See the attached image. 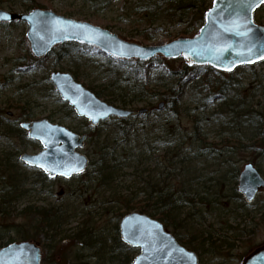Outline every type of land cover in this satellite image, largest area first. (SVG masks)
Instances as JSON below:
<instances>
[{"label":"rangeland","instance_id":"374dc122","mask_svg":"<svg viewBox=\"0 0 264 264\" xmlns=\"http://www.w3.org/2000/svg\"><path fill=\"white\" fill-rule=\"evenodd\" d=\"M136 1L0 0V10L17 14L27 13L34 9L49 10L59 17L77 22H87L106 29L127 42L142 46H157L171 42L180 36L189 37L196 34L204 24L205 13L210 9L212 3V0H204L205 3H200L206 7L201 21L197 10H186L185 14L178 20L172 19L169 21L166 19V21H160L158 25L148 26L143 23L140 15L133 12ZM254 21L264 26V5L255 12ZM27 29L24 22L0 23V122L4 125L0 127V162L7 159L11 164V167L8 164L12 173L11 176H13L14 170L17 178L14 177L19 181V186L24 185L20 188L23 192L21 199L13 201L9 205L11 212L9 219L11 221L7 223V226H10L11 223L12 225H19L18 221L19 223L23 221L19 215L26 207H32L33 209L34 207L52 206L63 211L65 216L70 217L63 230L74 228L79 223L85 222L92 225L94 231L97 232L101 228L107 238L112 237L115 223L118 226L120 222V220L114 218L118 207L116 195L97 184L89 165H87L85 172L68 179L62 177L49 178L41 170L26 166L20 159L21 155H36L41 152L42 146L38 141L29 140L26 132L19 128V123L47 119L50 123L60 125L79 135H85L86 141L79 153L85 155L90 162L93 160L92 149L94 143L97 140L99 144L101 143L102 138H97V136L100 134L103 137L113 132L115 120L111 119L103 122L97 130L91 129L88 122L76 117L73 111L59 99L48 80L50 73H68L85 88L94 90L102 86L118 89L123 85L121 79L125 76V79L129 80L130 89L135 87V91L140 89L146 91V89L158 87V83H165L166 78L170 79L172 74L178 73L183 70L184 66H188L182 58L171 60L154 58L145 63L136 60L126 61L127 64L111 63L108 60L109 56L100 50L77 44L75 48H67L65 45L69 43L58 45L51 50L50 54L37 59L30 52L26 38ZM188 68L191 71L186 72L181 77L182 86L181 84L180 86L182 88L173 89L176 97L172 94H169L172 96L168 98L164 97L168 102L172 101L173 98L178 99L180 107L176 113L168 109L166 104V108L157 111V104L159 102L165 103L161 94L153 98L145 97L141 101H135L136 98L129 94L130 97L127 96L126 98L129 101L127 105L119 103V100L113 103L117 106L123 105L124 108L133 111L141 108L148 109L146 118L133 115L126 120H121L127 121L126 127L131 133L141 135L143 139H145L144 135L147 134L157 138L160 135L161 128L166 127V123L171 126H181L185 129L184 134L189 135L190 121L194 120L198 122L197 127L205 134L207 142L214 144L213 150L219 152L221 149H233V153L229 155L231 160L228 165L232 170L230 175L225 176L224 172L216 166H204V172L213 175L214 178L220 177L223 179L222 184L226 185V189H230V195L231 192L237 191L238 173L245 164L254 165L264 177V154L259 153L261 151L257 148L253 150L249 146L244 147L249 145L250 142L247 139L252 132L244 131V127L231 129L225 125L230 120L231 115L238 116L237 111L231 112L228 108L230 106L231 108L236 107V103L242 97L246 101H249L250 98H253L254 103L257 101L260 104L259 107L264 119V93L262 92V89H264V60L251 68L244 66L229 73H220L206 66ZM173 78L172 82H175L177 77L173 76ZM254 87L260 88L256 92ZM159 91L162 93V90ZM222 91L227 93L225 97H227L228 102H223ZM104 95H108V93L106 92ZM132 95H134L133 92ZM100 98L105 101L103 97ZM232 99L235 102H232ZM260 108L256 107V109ZM96 131L97 133H95ZM142 132L146 134H142ZM260 133L264 137V121ZM94 134L98 135L93 137ZM236 134L246 140L241 142L242 146L232 147L230 143L234 141L231 138ZM228 139L232 142H227ZM184 142L187 145L180 147L178 151H184L183 156L187 157L190 155L188 154L190 150L188 138ZM153 145L151 148H155V153L152 155V159L157 156L161 157L165 148L160 147L162 150H158V146ZM225 145L227 146L224 147ZM123 147V143H121L118 149L119 152L123 153V150L128 152L129 149ZM201 167L203 166H198L194 170L193 166H187L186 169L188 173L198 176L202 171L200 170ZM127 171L133 174L119 179L120 189L118 190L121 195L126 193L137 194V191H135L137 186L134 180L137 179L140 183L146 182L149 173V178H153L154 174L151 171L160 172L161 167L159 169L153 164H145L137 165L134 170L131 168ZM171 180L174 185L178 181L175 177ZM141 185L143 186V183ZM225 188L223 193L227 192ZM233 189L234 191H232ZM0 191L9 192L12 189L9 185L4 184L2 186V180H0ZM139 196L136 199L144 197L142 194H139ZM237 206L239 207L240 204L232 206L231 209L236 211ZM258 209L264 210V190L257 195L252 205L243 207L242 215L247 214L246 219L253 218L257 216L255 213ZM252 211L253 213H251ZM237 215L243 222L244 217H240L239 212ZM165 230L177 242L179 239H192V236L183 233V231L176 234L166 227ZM217 232L220 239L228 238L226 242H231L232 250L227 251L222 256H218V254L210 255L206 251H196L197 264H240L241 260L251 250L264 245V224L254 227L249 224L244 232H240L239 229L236 231L228 230V232L218 229ZM8 235L15 237L13 228H9ZM194 241L192 242L194 243ZM129 249L132 250L131 257L138 254L136 249Z\"/></svg>","mask_w":264,"mask_h":264},{"label":"trees","instance_id":"16d2710c","mask_svg":"<svg viewBox=\"0 0 264 264\" xmlns=\"http://www.w3.org/2000/svg\"><path fill=\"white\" fill-rule=\"evenodd\" d=\"M200 3H205V1L137 0L133 7V12L140 15L143 23H146L148 26L158 25L160 21H166V19L169 21L172 19L178 20L183 16V14H185L186 10H197L201 21L204 17L206 7L204 4ZM65 46L67 48L75 47V45ZM108 60L111 61V63L127 64L123 61H115L110 58ZM190 71V68L184 66L182 71L172 74L170 79L166 78L167 81L165 83H158V87L146 89V91L144 89L135 91V87L130 89L128 85L129 80H126L125 76L121 79L123 80L124 86L121 85L118 89H110V87L103 86L98 87L96 90L92 88L88 89L95 93L98 97H103L108 103H111L116 98L120 100L126 91H130L127 93L136 98L135 101H141L145 97L153 98L161 94L168 109L172 110L173 113H176L180 107L178 99L173 98L172 101L168 102L164 97L168 98L172 95L175 96L176 94H174L173 89L182 86L181 77L183 74L185 75L186 72L188 73ZM173 76L177 77L175 82H172L174 80ZM158 77L160 78V76ZM259 88L254 87V91L257 92ZM159 90H162V93H160ZM144 91L145 93H143ZM106 92L108 95H104ZM132 92L134 95H132ZM262 92L264 93V89H262ZM240 103L242 104L236 105L235 109V111L238 112V116L231 118L225 125L229 126L231 129H234V127H244V131L248 130V132H252L251 136L247 139V141L250 142L249 145L243 146H249L253 148V150L257 148L261 151L259 153L264 154V137L260 133L261 125L264 119L261 115V108L259 107L260 109H256V106L260 105L254 104L253 100L246 101L243 97ZM126 123L127 121L115 120L113 132H110L108 135L103 137H101L100 134H94L93 137L98 135L97 138L99 137L102 139L100 144L98 143V140L94 143L95 147L93 149V160L89 162V168L92 170V175L94 176L97 184L100 187H104L105 190H109L113 195H116V202L118 204L116 216L114 217L116 220H121L124 215L130 212H136L158 219L164 223L167 229H171L174 233L178 234L183 231V233L185 232L186 234L192 236V239L189 240L179 239L178 243L180 245L185 248L188 247L189 249H199V245H208V242L212 243V241L210 237L206 236L208 232L201 231V217L194 220L192 212L188 215H183L182 208L188 207V203L191 201L198 203L201 211H205L211 201L218 203L223 207L229 206V208L236 204H240L239 207H236V213L238 214L239 212L241 214L239 216L244 217L242 215L243 204H241L240 196L237 191H234L235 188L232 190L234 192H231L232 194L230 193L229 195L230 189H226V185L222 184L223 179L220 177L214 178L217 183L211 188V192L208 197L206 198L205 195L201 197V194L204 193L201 190L204 187H202L203 185H199V183H197L199 181L198 176L190 172L188 173L187 169H185L183 174L178 173L179 180L175 185L171 184L170 181L169 186L164 185L162 182L160 183L158 178L154 175L153 178H149V173L146 182H141L143 183V186H140V181L137 179L134 180V183L137 186L135 189L137 194L126 193L121 195L118 190L120 189V182L118 180L126 176H132L133 173L131 174L127 170L131 168L134 170L137 165H144L141 161V156L144 154L150 156L152 153V144H155V142L160 139L163 142V147L172 151V153L167 155L169 162L166 163V168L175 169V164L178 162L183 163V161H185L181 157L183 154H180L177 148L183 146V141L188 138V145L190 147L197 149L201 148V151L204 150L208 153V155L213 156L217 160L214 162L215 164L213 166H216V168H219L222 172H224L225 176L232 173L228 164L231 160L229 159V155L233 153V149L231 150L229 147L227 150L221 149L219 150L220 153L213 150L212 147L214 144L208 143L205 134L202 133V131L196 126L189 135H185L184 133L177 135L176 127L178 125L171 126L169 123H166V127H163V129L161 128L160 135L157 138H153V135L147 134L144 135L145 139H143L141 135L138 136L136 134H130L128 132L129 129L126 127ZM97 129L98 128L94 130ZM169 130L171 135H168L167 137L166 134ZM95 133H97V131ZM142 134L146 133L142 132ZM232 137L233 138L231 139L234 142L230 139L227 140V142H232L230 143L232 144V147L242 146L241 142L246 140L243 137H239L238 134L233 135ZM121 143H123V148L129 149L128 152H125V150L122 151L123 153L119 152L118 149L120 148ZM226 146L227 145L224 147ZM215 154H220L218 155L220 157L218 158ZM175 159H177V161H175ZM173 161L176 163L172 164ZM8 164H10V162L7 161V159L0 162V180H2V186L4 184L6 186L9 185L12 189V191L9 192L0 191V248L3 247L2 245L4 244L7 245L16 241L39 242L44 251L43 264L131 263L133 257H131L130 253L132 250L120 241V238L118 237V226H116V223L114 225V232L112 233L113 236L109 238L106 237V234L103 233L101 228L97 232L94 231V233H92V225H88L85 222L79 223L74 228L63 230V228H65L64 225H67L70 217L65 216L63 211L60 209L49 206L34 207L33 209L32 207H26L22 212L20 211L21 214L19 216L23 219L21 223L18 221L19 225H12L11 223L10 226H7V223L11 221V219H9V214L11 213L9 205L13 201L21 199L23 192L20 188L24 186H19V181L16 179L17 177L14 170L13 176H11L12 173ZM203 164V160H200L195 164V166H193V169L195 170L198 166H202ZM200 170L204 171V166L201 167ZM151 172L153 173L154 171ZM192 181L199 186V189L189 185L188 182ZM172 187L175 189H172ZM188 187L190 188L187 189ZM224 188L227 191L226 193H223ZM139 194L144 195V197L136 199L140 197ZM233 199H235L234 203L230 206ZM173 202L175 205L168 209V204L173 205ZM9 228H13L15 237H10L8 235ZM227 239V237L224 239L219 238V245L220 243H226ZM193 240H195L194 243L192 242ZM215 252L217 251H214V253Z\"/></svg>","mask_w":264,"mask_h":264},{"label":"water","instance_id":"95a60500","mask_svg":"<svg viewBox=\"0 0 264 264\" xmlns=\"http://www.w3.org/2000/svg\"><path fill=\"white\" fill-rule=\"evenodd\" d=\"M248 3L254 4V0H213L205 13L204 25L196 34L180 36L157 46L127 42L106 29L59 17L43 9H34L27 15L0 10V23L25 22L29 27L26 34L29 48L37 59L58 45L73 42L95 47L118 60L147 62L155 57L163 60L182 58L189 67L209 66L231 72L238 66L263 60L264 27L254 24L252 12L257 6L254 4L253 9L243 7ZM249 60L254 62L248 63ZM229 68L231 71L226 70ZM48 79L61 99L73 106L75 115L85 119L92 128L114 115L126 119L132 114V111H117L101 102L67 73H51ZM163 104L158 105V110H162ZM145 111L140 109L138 114ZM21 127L29 130L28 137L39 141L43 148L36 155H21L24 164L40 169L49 178L68 179L85 171L88 159L79 153L85 135H76L47 120ZM263 187L264 181L257 171L251 164L245 165L237 181L238 192L245 201L252 202ZM118 228L120 240L125 245L140 249L132 264H197L191 252L178 245L173 236L146 215L129 213L122 217ZM42 260L40 245L32 241L13 242L0 248V264H41ZM240 264H264V245L252 250Z\"/></svg>","mask_w":264,"mask_h":264},{"label":"bare ground","instance_id":"6f19581e","mask_svg":"<svg viewBox=\"0 0 264 264\" xmlns=\"http://www.w3.org/2000/svg\"><path fill=\"white\" fill-rule=\"evenodd\" d=\"M264 4H261V5H259V6H257L254 10H253V12H252V19H253V22H254V24H256V25H259V24H257L255 21H254V14H255V12L257 11V10H259L262 6H263ZM31 11H33V10H31ZM31 11H29V12H27V13H22V14H17V13H14V12H8V13H10V14H17V15H27V14H30L31 13ZM25 23V22H24ZM26 24V23H25ZM27 25V24H26ZM204 25V24H203ZM202 25V26H203ZM201 26V27H202ZM259 26H262V27H264L263 25H259ZM27 28L29 29V27L27 26ZM28 29H27V31H28ZM199 31V30H198ZM81 45V44H78V43H73V42H70L69 44H68V46L69 45ZM84 46H86V47H89V48H94V49H97V48H95V47H92V46H88V45H84ZM71 48V47H70ZM73 48H75V47H73ZM98 50V49H97ZM31 52V51H30ZM32 54V53H31ZM48 54H50V53H48ZM47 54V55H48ZM46 55V56H47ZM109 56V55H108ZM45 57V56H44ZM43 58V57H42ZM109 58L110 59H112V60H116L115 58H112V57H110L109 56ZM264 60V59H263ZM262 60V61H263ZM262 61H260V62H258V63H255V64H252V65H241V66H238V67H236L235 69H237V68H240V67H249V68H251V67H253V66H255V65H257V64H259V63H261ZM53 73H56V72H53ZM60 73V72H59ZM51 74V73H50ZM49 74V75H50ZM68 74V73H67ZM70 75V74H69ZM72 76V75H71ZM48 78H49V76H48ZM72 78H73V76H72ZM74 79V78H73ZM74 81L75 82H77L75 79H74ZM78 83V82H77ZM79 84V83H78ZM81 85V84H80ZM82 86V85H81ZM84 89H86L87 91H89L90 93H92L93 95H95V93H93L91 90H89L88 88H85L84 86H82ZM54 92L59 96V94L54 90ZM127 92H130V91H126L124 94H123V96L121 97V99L119 100L118 98L117 99H115L114 101H118L119 100V103H121V104H123V105H127L128 104V102L129 101H127L126 100V98H127V96H129L130 97V95H129V93H127ZM222 98H223V102L225 101H227L228 102V99H226L227 97H225V95L227 94L226 92H223L222 91ZM95 97L97 98V99H99L101 102H103V103H105V104H107V105H110V106H113L114 107V109L115 110H117V111H121V112H124V111H132V114L128 117V118H130V117H132L133 115H138V116H142V118H146L147 117V114H148V109L147 108H141V109H145L146 111H145V113H143V114H138V111L140 110V109H138L137 111H133V110H128V109H126V108H124L125 106H121V105H119V103H118V105L119 106H117V105H114V101H112L111 103H108V102H105V101H103L100 97H98L97 95H95ZM225 97V98H224ZM237 98H239V97H237ZM59 99L62 101V102H64L66 105H67V107L71 110V111H73V113H74V108H73V106H71L66 100H63V99H61V97L59 96ZM241 99V98H240ZM233 101L232 102H235L234 101V99H232ZM242 100V99H241ZM240 100V101H241ZM251 100H253V99H251L250 98V101ZM240 101L239 102H237L236 103V105H241L242 103H240ZM160 103H162V102H159L158 104H157V107H156V109H157V111H162L164 108H165V103L163 104V108H162V110H158V105L160 104ZM253 103H254V100H253ZM226 105H229L228 103H225ZM254 104H256V105H258L259 103H257V101H255V103ZM260 105V104H259ZM121 106V107H120ZM234 106V105H233ZM123 107V108H122ZM256 107H258L259 108V106H256ZM235 109H236V107H232L231 108V106L228 108V110L229 111H231V112H234L235 111ZM74 115H75V113H74ZM262 115V114H261ZM76 116V115H75ZM77 117V116H76ZM233 117H235L234 115H231V117H230V119L231 118H233ZM79 118V117H78ZM128 118H126V119H128ZM82 119V118H81ZM111 119H114V120H126V119H123V118H121V117H119V116H117V115H114V117H110L108 120H111ZM42 120H47V119H42ZM42 120H39V121H33V122H27V123H19V128L22 130V131H25L26 132V135H27V138L30 140V138L28 137V133H29V130H27V129H25V128H22L21 127V125L22 124H31V123H34V122H40V121H42ZM108 120H105V121H103V122H107ZM48 121V120H47ZM102 122V123H103ZM50 123V122H49ZM197 121H194V120H191L190 121V124H191V127H190V131H188V133L190 134V133H192V130L194 129V127L196 126L197 127ZM50 124H52V125H56V126H60V125H57V124H53V123H50ZM3 127L4 125L2 124V122H0V127ZM175 126H177V125H175ZM61 127V126H60ZM89 127H91V125H90V123H89ZM67 129V128H66ZM170 129V128H169ZM19 130V129H18ZM17 130V131H18ZM21 130H20V132H21ZM67 130H69V129H67ZM69 131H71V130H69ZM185 131V129H183L181 126H177L176 127V134L178 135H181V134H183V133H185L184 132ZM72 133H74V134H76V135H79L78 133H76V132H73V131H71ZM130 134H131V131L129 130L128 131ZM134 132V131H133ZM134 133H132V135H133ZM168 135H171L170 134V130H169V132H167V134H166V136L168 137ZM31 140H34V139H31ZM35 141H37V140H35ZM39 142V141H38ZM40 143V142H39ZM41 144V143H40ZM153 145V144H152ZM154 145H157L158 146V150H162V148H164L163 146V142L161 141V139L160 140H157V142H155V144ZM153 145V146H154ZM184 145H186V143L184 142ZM183 145V146H184ZM42 146V145H41ZM160 146H162V148H160ZM183 146H181V147H183ZM94 147L95 146H93V149H94ZM189 147V153L188 154H190V155H188L187 157H184L183 155L185 154V152L183 151V152H181V151H178L180 154H183V155H181V157L185 160V161H183V163H180V162H178L177 164H175L176 166H175V169H173V168H166V163L167 162H169V160H168V158H167V155L168 154H170V153H172V151L170 152L168 149H164V151H163V153H162V156L161 157H155L154 159H152V155L155 153V148L154 149H152V153H151V155L149 156V155H146V154H144V155H142L141 156V161H142V163L145 165V164H148V165H151V164H153V165H155V167H157V168H159L160 169V167H161V171H163V172H156V171H154L153 172V174H154V176L155 177H157L158 178V180L160 181V183L162 182L164 185H170V183H169V181L171 182V184H173L172 183V178L173 177H175L176 179H178L179 180V176H178V173L179 174H183L184 173V171H185V169L187 168V166H195V164L196 163H198V161H200V160H203V162H204V164L202 165V166H206V167H209V166H213L215 163L214 162H216L217 160L213 157V156H211V155H208V153L207 152H205L204 150H202L201 151V148H194V147H190V146H188ZM179 148L180 147H178L177 148V150H179ZM43 149V148H42ZM92 149V150H93ZM93 152V151H92ZM167 153V154H166ZM219 153V152H218ZM216 155V154H215ZM218 155H220V154H217L216 156L219 158L220 156H218ZM85 156V155H84ZM86 157V156H85ZM88 159V158H87ZM148 159H149V162H148ZM89 161V160H88ZM175 161H177V159H175ZM175 161H173V163L172 164H174V163H176ZM179 164V165H178ZM201 165V164H200ZM252 167L257 171V173L260 175V177L263 179V181H264V177L260 174V172L257 170V168L254 166V165H252ZM238 175H239V173H238ZM198 178H199V181L197 182V183H199V185H203L202 187H204L201 191H203L204 193L203 194H201V197L203 196V195H205L206 196V198L208 197V195H209V193L211 192V188L212 187H214V185L217 183V181L214 179V177L213 176H211L209 173H206V172H204V171H200V174L198 175ZM191 180V179H190ZM119 181V180H118ZM120 182V181H119ZM177 183V182H176ZM189 183V185L190 186H193V187H197L198 189H199V186L194 182V181H192V182H188ZM174 185V184H173ZM190 187H188L187 189H189ZM172 189H175V188H173L172 187ZM262 189H264V187L262 188ZM206 192V193H205ZM239 196H240V200H241V203L243 204V207H246V206H249V205H252L253 203H254V201H252V202H250V203H247L246 201H245V199H244V197L242 196V194H240L239 193ZM208 200H209V198H208ZM175 205V203L173 202V205H170V204H168V206H169V208L168 209H170L171 207H173ZM233 204H230V206H232ZM187 206L188 207H186V208H182L183 210V215H188V214H190L191 212H192V214H193V216H194V220H197L198 218H202L201 220V222H202V228H201V231H204V232H208L207 234H206V236H208V237H210V239H211V241H212V243H209L208 242V245H204V246H201V245H199V249H196V248H194V249H186L185 248V250L186 251H188V252H191L193 255H194V257L197 259L198 258V256H197V253H196V251H200V252H208L210 255H212V254H218V256H222L223 254H225V253H227V251H231L232 250V248H231V242H226V243H220V245H219V242H218V240H219V238H218V229L219 230H226L227 232H228V230H230V231H236V230H238L239 229V231L240 232H244L247 228H248V226H249V224L251 225V226H257V225H261V224H264V210L263 209H258L257 211H256V213H255V215H257V216H254L253 218L252 217H250V219L249 218H247L248 219V222H247V219L245 218V217H247L246 215L244 216V221L242 222L241 220L242 219H240L239 217H238V215H237V213H236V211H235V209L233 210V209H231V208H229V206L228 207H226V206H222V205H219L218 203H214V202H212L211 201V203L209 204V206L205 209V211L204 210H200V208H199V204L198 203H196V202H194V201H191L190 203H188L187 204ZM198 210V211H197ZM251 213H253V211L251 212ZM250 213V214H251ZM148 217V216H147ZM122 219V218H121ZM149 219H150V221H153V222H155V223H157V224H159L162 228H163V230H165V225H164V223L162 222V221H160V220H158V219H155V218H152V217H149ZM210 228H212V229H210ZM92 230V233H94V229L92 228L91 229ZM165 232L166 233H168L166 230H165ZM217 232V233H216ZM169 234V233H168ZM169 235H171V234H169ZM172 236V235H171ZM118 237L120 238V234H119V228H118ZM175 241H176V239H174ZM121 241V240H120ZM34 242V241H33ZM122 242V241H121ZM35 243H37V242H35ZM123 243V242H122ZM176 243L178 244V245H180L177 241H176ZM38 244L40 245V247H41V249H42V251H43V248H42V246H41V244L38 242ZM210 244H211V246H210ZM226 244H228V245H226ZM128 247V246H127ZM211 248V249H210ZM137 250L138 251V253L140 252V249L139 248H133V250ZM213 251V252H212ZM214 251H217V252H215L214 253ZM133 259H134V257H133ZM133 259L131 260V263L130 264H132V261H133ZM244 259V258H243ZM242 259V260H243ZM241 260V261H242ZM241 263V262H240ZM41 264H43V260H42V262H41Z\"/></svg>","mask_w":264,"mask_h":264},{"label":"snow or ice","instance_id":"6c2138e0","mask_svg":"<svg viewBox=\"0 0 264 264\" xmlns=\"http://www.w3.org/2000/svg\"><path fill=\"white\" fill-rule=\"evenodd\" d=\"M254 4H255V6H259L260 4H264V0H254ZM254 4L253 3H248L246 5H243V7H246V8H249V9H253ZM5 19H7V17H5ZM237 26L239 27V26H242V25H237ZM249 51H251V49H249ZM261 59H264V54L261 55ZM247 62L248 63H251V62H254V61L249 60ZM226 70L231 71L230 68L229 69H226ZM61 174L64 175L63 173H61Z\"/></svg>","mask_w":264,"mask_h":264},{"label":"flooded vegetation","instance_id":"af4514ba","mask_svg":"<svg viewBox=\"0 0 264 264\" xmlns=\"http://www.w3.org/2000/svg\"><path fill=\"white\" fill-rule=\"evenodd\" d=\"M261 174V173H260Z\"/></svg>","mask_w":264,"mask_h":264}]
</instances>
